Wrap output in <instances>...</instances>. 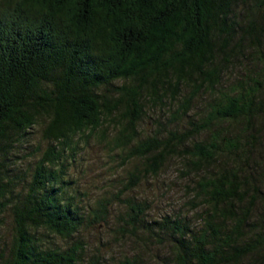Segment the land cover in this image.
Wrapping results in <instances>:
<instances>
[{"label": "trees", "instance_id": "trees-1", "mask_svg": "<svg viewBox=\"0 0 264 264\" xmlns=\"http://www.w3.org/2000/svg\"><path fill=\"white\" fill-rule=\"evenodd\" d=\"M244 46L264 53V0H0V216L6 211L11 226L0 264H102L99 254L83 261L80 238L63 249L43 243L106 220L107 200L84 215L64 196L66 159L74 157L75 139L92 133L120 164L140 160L119 192L156 175L175 152L199 174L192 187L202 221L194 228L181 217L157 222L165 239L156 240L168 247L159 264H264V169L248 162L264 145L263 132L252 135L264 118L257 112L264 85L248 76L236 89H220L225 64ZM167 92L181 94L179 118L200 94L209 96L208 111L180 133L138 138L143 100ZM38 117L45 145L34 147L27 176L15 183L1 156ZM232 122L245 123L241 134L216 128ZM202 131L206 139L185 145ZM144 209L127 203L119 231L149 233ZM138 245L110 264H145Z\"/></svg>", "mask_w": 264, "mask_h": 264}, {"label": "rangeland", "instance_id": "rangeland-1", "mask_svg": "<svg viewBox=\"0 0 264 264\" xmlns=\"http://www.w3.org/2000/svg\"><path fill=\"white\" fill-rule=\"evenodd\" d=\"M244 47L247 49L241 50L246 51L233 52L230 61L225 64L224 72L220 75L221 90L236 89L238 81H247L248 76L256 77L264 85V70L258 69L259 63L264 59V53L249 50L248 46ZM252 65H257V68H253ZM187 89V85H183L180 89L181 94ZM181 94L173 98L170 97L169 92L161 98L146 97L143 100L142 117L136 125L137 137L142 139L153 135L163 136L170 131L180 133L190 127V120L207 113L206 104L209 102V96L200 94L191 104L187 115L179 118L174 111L182 102ZM257 112L264 116V108ZM44 123L45 119L38 117L32 128H29L9 147L5 154L6 158L1 156L2 168L6 169V176L15 183L21 182L27 176L34 147L39 145L41 148L45 145V141L41 138ZM221 126L224 127L228 137L236 133L241 134L242 126L240 127L239 123L232 122L228 125L218 123L216 128ZM111 131H108V134ZM258 131L264 133V118L252 132L253 141L259 137ZM207 137L208 131H202L188 139L185 145ZM75 140L77 144L74 157L72 160L68 157L65 164L64 177L68 183L64 196L70 197L82 209L84 215L96 206L97 201L107 200L109 205L106 220L100 225H83L68 240L52 235L43 237L45 245L63 249L73 239L80 238L84 245V251L81 254L83 261L92 254H99L102 256V264H110L124 255H130L135 250V246L140 244L143 246L142 261L145 264H159L163 258H166L168 247L164 241L156 240L159 236L165 239L163 230L158 232L157 222L162 221L164 217L169 219L181 217L191 228L201 223L203 208H195L194 203L199 201L193 197L197 188L192 187L199 178V174L186 158L180 157L178 152L164 162L156 175L147 174L140 177L138 183L131 189L119 192L126 181L128 171L137 166L140 160L132 159L120 164L115 151L109 150L98 133H92L88 137H77ZM260 149V152L254 151L251 154L248 162L261 163V169H264V145ZM204 166L207 164L200 163L198 167ZM204 175H208V172ZM135 202H141L144 205V219L148 221L147 227L153 228L149 233L139 231L138 237H133L128 232L122 234L119 231L121 227L126 226L127 203ZM259 205L258 203V208ZM0 222L2 223L0 247H3L8 245L11 235L9 215L6 211L0 216Z\"/></svg>", "mask_w": 264, "mask_h": 264}]
</instances>
